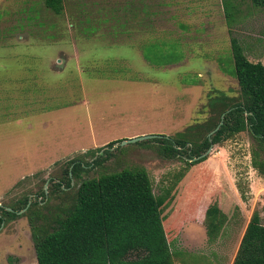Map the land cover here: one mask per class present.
Wrapping results in <instances>:
<instances>
[{
    "label": "rangeland",
    "instance_id": "obj_1",
    "mask_svg": "<svg viewBox=\"0 0 264 264\" xmlns=\"http://www.w3.org/2000/svg\"><path fill=\"white\" fill-rule=\"evenodd\" d=\"M131 1L137 0H67L64 15L55 17L42 0H5L0 11L1 207L25 196L32 202L42 188L47 193L49 180L69 160L111 142L118 143L111 157L83 178L140 166L158 195L182 163L143 145L151 139L119 143L183 131L206 118L201 112L209 94L237 98L236 80L219 64L233 69L231 36L250 61L264 64V9L250 0H235L240 14L230 30L220 11L213 29H205L212 35L195 31L205 22L187 17L189 0L183 5L143 0L142 21L131 11L137 5H127ZM149 41L166 45L149 48ZM148 50L177 51L182 59L154 66L142 56ZM28 86L37 90V96L31 94L35 104L23 93ZM46 107L54 109L43 111ZM251 146L247 132L213 146L199 167L205 177L171 209L180 226L175 250L184 254L175 264H232L254 211L264 225V176L251 166ZM62 202L54 198L46 214L56 213ZM213 202L238 209L222 237L210 243L203 220ZM0 264H37L25 217L0 229Z\"/></svg>",
    "mask_w": 264,
    "mask_h": 264
},
{
    "label": "trees",
    "instance_id": "obj_2",
    "mask_svg": "<svg viewBox=\"0 0 264 264\" xmlns=\"http://www.w3.org/2000/svg\"><path fill=\"white\" fill-rule=\"evenodd\" d=\"M250 2L253 7L264 9V0ZM42 3L55 17L63 16L68 7L67 0H42ZM221 5L230 30L240 14L238 3L221 0ZM148 45L156 48L166 43L149 41ZM230 53L233 69L223 67L219 61L220 70L236 80L239 96L209 94L201 112L206 118L171 136L143 143L163 159L183 165L158 195L154 194L148 172L140 166L83 178L111 157L116 144L111 142L69 160L60 174L49 180L47 193L42 188L29 205V197L25 196L12 206H0V227L25 217L37 264H175L174 258H181L183 252L175 250L180 226L171 209L186 199L197 180L205 177V171L199 167L207 159L202 155L211 146H220L247 132L252 139L251 166L264 176V64L250 61L233 36ZM142 56L154 66L171 65L182 59L180 52L172 50L160 53L148 50ZM34 87L28 86L23 91L28 99H32L31 94L38 95ZM221 120L219 129L209 136ZM72 181L78 182L74 188ZM241 196L245 200L243 193ZM56 197L63 202L56 213L47 215L46 209ZM237 209L236 204L225 207L215 202L207 207L203 224L210 243L222 237ZM232 264H264V225L257 211L249 219Z\"/></svg>",
    "mask_w": 264,
    "mask_h": 264
},
{
    "label": "crops",
    "instance_id": "obj_3",
    "mask_svg": "<svg viewBox=\"0 0 264 264\" xmlns=\"http://www.w3.org/2000/svg\"><path fill=\"white\" fill-rule=\"evenodd\" d=\"M4 2L5 0H0V11L1 13H4ZM185 2V0L181 1H173V3H180ZM136 4L137 8H135L134 13L136 14V18L140 19L142 21V16L145 13V8L143 7V0H137L136 2H127V5H133ZM189 13L187 17L190 19V21H200L205 22L203 25L201 24L198 26L195 31H203L202 35H212L210 32H206L205 29L208 30V27L213 29V21L215 18L219 17V12L222 10L221 0H189ZM183 5V4H182ZM183 12V11H182ZM224 16V15H223ZM4 18V16L1 17V20ZM217 20V19H216ZM216 23V22H215ZM182 29L192 30V28H188L186 25L181 26ZM180 27V28H181ZM208 30V31H210ZM195 35H199V33H196ZM245 231V230H244ZM243 236V235H242Z\"/></svg>",
    "mask_w": 264,
    "mask_h": 264
},
{
    "label": "water",
    "instance_id": "obj_4",
    "mask_svg": "<svg viewBox=\"0 0 264 264\" xmlns=\"http://www.w3.org/2000/svg\"><path fill=\"white\" fill-rule=\"evenodd\" d=\"M222 124V120L220 122V124L209 134V136H211L212 134H214L218 129L219 127L221 126ZM160 137H163V136H157V135H147V136H141V137H136V138H132L130 140H125L123 142H120L119 145L123 146V145H126V144H129V143H136V142H139V141H144V140H149V139H156V138H160ZM114 145H118V143L114 144ZM212 149V146L202 155L203 157L204 156H207L209 154V152L211 151ZM46 193V191H45ZM30 204V202L28 203V205ZM3 227V224L1 225L0 229Z\"/></svg>",
    "mask_w": 264,
    "mask_h": 264
}]
</instances>
